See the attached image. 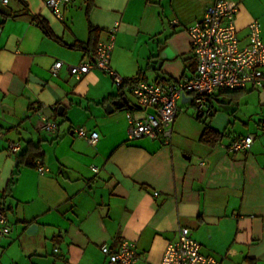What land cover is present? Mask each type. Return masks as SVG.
<instances>
[{"label": "crops", "instance_id": "obj_1", "mask_svg": "<svg viewBox=\"0 0 264 264\" xmlns=\"http://www.w3.org/2000/svg\"><path fill=\"white\" fill-rule=\"evenodd\" d=\"M44 1L0 0V210L14 223L0 235V264H104L100 245L116 249L123 239L136 244L135 264H160L179 227L220 264H264V90L218 89L208 113L178 99L168 143L128 138L129 116L153 109L107 72L93 68L76 79L67 70L92 60L116 25L110 66L121 77L190 78L197 62L187 28L215 0H71L62 19ZM229 2L240 38L254 19L264 38V0ZM123 96L128 104L105 109ZM41 115L58 123L56 133L41 128ZM205 123L222 134L214 145L201 140ZM79 127L97 131L96 142L78 137ZM247 134L249 150L228 151ZM10 141L22 150L10 153ZM30 144L48 172L18 159Z\"/></svg>", "mask_w": 264, "mask_h": 264}, {"label": "built area", "instance_id": "obj_2", "mask_svg": "<svg viewBox=\"0 0 264 264\" xmlns=\"http://www.w3.org/2000/svg\"><path fill=\"white\" fill-rule=\"evenodd\" d=\"M1 1L6 3L8 0ZM70 1L44 2L55 17L62 19L61 6ZM237 11L238 8L231 5L229 0H215L206 7L202 17L187 28L191 53L197 62L195 74L190 78L161 83L121 77L110 66L116 25L110 29L107 40L96 43L92 60L68 65L67 70L76 79L93 68L107 72L117 87L128 88L141 107L153 109L141 119L135 120L129 116L128 138H159L170 143L173 123L180 109L177 100L183 95L190 96L200 113H208V99L218 89L264 90V38L260 34V23L255 19L250 21L245 39L240 38L236 25ZM61 64L62 61H56L51 73L55 74ZM40 119L42 129L50 133L57 132L58 123L54 119L44 115ZM75 133L90 144L95 143L98 138L97 131L87 133L80 127ZM253 140L252 134L238 137L227 149L230 152L247 151ZM7 150L19 153L22 145L19 141H10ZM35 169L39 174L49 171L40 157L35 160ZM93 169L98 170L97 167ZM154 194L158 192L155 191ZM13 229L14 223L0 210V235H8ZM177 235V240L164 249L160 264H220L217 258L201 251L200 243L192 236L188 227H179ZM100 249L105 255L104 264H135L138 259L136 244L128 239H123L116 249H111L107 243L101 244Z\"/></svg>", "mask_w": 264, "mask_h": 264}, {"label": "trees", "instance_id": "obj_3", "mask_svg": "<svg viewBox=\"0 0 264 264\" xmlns=\"http://www.w3.org/2000/svg\"><path fill=\"white\" fill-rule=\"evenodd\" d=\"M33 21L35 22L36 25H38L43 30V32L47 36L52 35L51 29H50L48 23L46 22V20L44 18H41V17L35 15V16H33ZM93 30H94V28H91V31H93ZM139 79H140L139 76H137V77L132 78L131 80L137 81ZM221 137H222L221 133L213 130L208 123H205V128H204L202 136H201V140L203 142L210 144V145H214L217 141H219L221 139ZM30 146H27V148L21 152V154L18 156V159L20 161H22L24 159V157L28 156L27 157L28 159H26L24 161L25 164L34 167L35 166V160L40 155V153L38 152V150H36V149H38V147L36 145L30 144ZM13 183H14V177L9 182L8 189H7L8 191L10 190ZM5 194L6 193H3L2 196H5Z\"/></svg>", "mask_w": 264, "mask_h": 264}, {"label": "water", "instance_id": "obj_4", "mask_svg": "<svg viewBox=\"0 0 264 264\" xmlns=\"http://www.w3.org/2000/svg\"><path fill=\"white\" fill-rule=\"evenodd\" d=\"M153 62H154V61H153ZM159 64H160V62H158V65H159ZM185 98H189V100H191L190 97H187L186 95H183L182 98H181V100L184 101ZM119 104H120V105H121V104H128V99H127V97H126V96H123V97H121V99L113 100V101H111L110 103H107L105 109H106V110H111V109H113L114 105H119ZM36 226H37L36 224H31V225L29 226L28 230L31 231V230L35 229Z\"/></svg>", "mask_w": 264, "mask_h": 264}]
</instances>
